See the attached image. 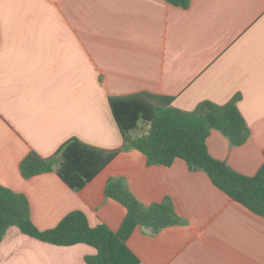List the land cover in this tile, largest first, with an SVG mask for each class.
Listing matches in <instances>:
<instances>
[{
  "label": "crops",
  "instance_id": "crops-1",
  "mask_svg": "<svg viewBox=\"0 0 264 264\" xmlns=\"http://www.w3.org/2000/svg\"><path fill=\"white\" fill-rule=\"evenodd\" d=\"M138 92L186 112L239 95L248 140L235 147L211 131L206 145L212 158L254 176L264 162V0H189L187 8L164 0H0V186L27 198L41 231L79 211L90 227L116 232L125 209L104 188L121 178L143 205L169 198L182 221L155 234L134 230L127 246L140 264H264V218L182 160L148 165L127 149L79 191L55 173L21 177L29 152L49 157L72 138L119 148L108 98ZM147 129L141 123L131 136ZM95 253L14 227L0 242V264H87Z\"/></svg>",
  "mask_w": 264,
  "mask_h": 264
},
{
  "label": "trees",
  "instance_id": "trees-1",
  "mask_svg": "<svg viewBox=\"0 0 264 264\" xmlns=\"http://www.w3.org/2000/svg\"><path fill=\"white\" fill-rule=\"evenodd\" d=\"M164 1L180 8H187L189 3ZM238 100L239 95L224 105L204 101L186 112L171 107L170 98L148 92L110 96L109 110L122 138L119 148L103 149L72 138L49 157L29 152L19 163V173L23 179L55 173L70 190L79 191L120 152L135 149L143 154L148 165L168 167L176 159L184 161L190 171L205 173L214 187L264 218V162L254 176H244L212 158L206 145L211 131H218L235 147L248 140L250 132L237 108ZM141 123L148 126L147 131L133 138L131 132ZM104 195L125 209L118 231L112 232L104 225L90 227L79 211L67 214L56 227L41 231L31 221L27 198L0 186V242L7 230L14 227L25 236L53 246L81 244L93 248L96 253L85 258L87 264H140L127 246L134 230L155 234L182 223L169 198L143 205L121 178H109Z\"/></svg>",
  "mask_w": 264,
  "mask_h": 264
},
{
  "label": "rangeland",
  "instance_id": "rangeland-1",
  "mask_svg": "<svg viewBox=\"0 0 264 264\" xmlns=\"http://www.w3.org/2000/svg\"><path fill=\"white\" fill-rule=\"evenodd\" d=\"M134 133H137V131H135Z\"/></svg>",
  "mask_w": 264,
  "mask_h": 264
}]
</instances>
